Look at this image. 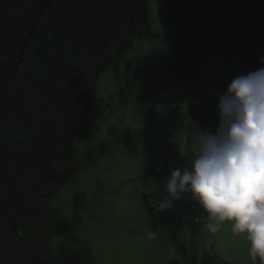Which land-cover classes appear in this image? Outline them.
I'll return each instance as SVG.
<instances>
[{
    "label": "trees",
    "instance_id": "obj_1",
    "mask_svg": "<svg viewBox=\"0 0 264 264\" xmlns=\"http://www.w3.org/2000/svg\"><path fill=\"white\" fill-rule=\"evenodd\" d=\"M157 2L177 22L169 66L189 87L213 54L264 67V0ZM148 31L146 0H0V264H90L49 199L83 169L73 142L97 127L96 79ZM201 101L193 115L215 129L219 102Z\"/></svg>",
    "mask_w": 264,
    "mask_h": 264
},
{
    "label": "rangeland",
    "instance_id": "obj_2",
    "mask_svg": "<svg viewBox=\"0 0 264 264\" xmlns=\"http://www.w3.org/2000/svg\"><path fill=\"white\" fill-rule=\"evenodd\" d=\"M146 1L149 31L96 79L102 101L97 127L73 142L83 169L49 205L72 236L88 245L90 264H250L244 239L229 225L208 232L190 194L157 211L171 170L188 166L187 131L214 130L193 115L201 97L219 102L232 79L247 73L237 59L213 54L197 64L196 87H189L169 66L175 17L165 4Z\"/></svg>",
    "mask_w": 264,
    "mask_h": 264
},
{
    "label": "clouds",
    "instance_id": "obj_3",
    "mask_svg": "<svg viewBox=\"0 0 264 264\" xmlns=\"http://www.w3.org/2000/svg\"><path fill=\"white\" fill-rule=\"evenodd\" d=\"M217 115L214 130L187 131L188 166L171 170L157 211L190 194L208 232L229 225L244 239L250 264H264V67L232 79Z\"/></svg>",
    "mask_w": 264,
    "mask_h": 264
}]
</instances>
